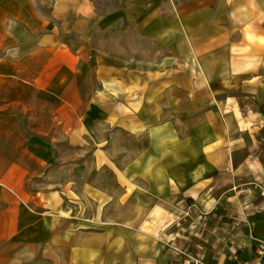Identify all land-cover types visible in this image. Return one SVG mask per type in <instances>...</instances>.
<instances>
[{"label":"crops","instance_id":"obj_1","mask_svg":"<svg viewBox=\"0 0 264 264\" xmlns=\"http://www.w3.org/2000/svg\"><path fill=\"white\" fill-rule=\"evenodd\" d=\"M122 1L100 14L95 0H0V264H188L159 232L190 211L248 219L241 262L264 238V0ZM125 24L133 38L102 49L99 34ZM42 107L49 131L5 148L18 113L28 127ZM62 132L117 191L75 178L26 191L53 164L37 141L57 152ZM116 132L146 144L116 160Z\"/></svg>","mask_w":264,"mask_h":264},{"label":"rangeland","instance_id":"obj_2","mask_svg":"<svg viewBox=\"0 0 264 264\" xmlns=\"http://www.w3.org/2000/svg\"><path fill=\"white\" fill-rule=\"evenodd\" d=\"M95 2L99 7L98 12L100 14H113L117 13L118 11H125L121 9L123 2L122 0H95ZM158 5L157 13L159 16L165 18L166 16H172V14L173 16L175 15L176 10L167 8L165 1H159ZM126 12H132V10H128ZM133 32V24H125L118 31L110 30L104 34L100 33L99 44L102 49H114L115 46L118 45L119 37H121L123 34H126L127 36H132L133 38ZM130 42H127V45H129ZM104 44L106 47H103ZM150 46H152L150 42L145 41V44L143 42V47H147L148 51L152 50V48H148ZM157 50L161 49L157 48ZM92 83L93 86H96L94 81ZM41 110L43 113V116H41V121L35 122L33 124L30 122L28 123V127L26 125L27 121L26 123H23L24 118H22V114L20 112L18 113V128L14 133V137L11 138L7 143L5 142V148L9 147L19 149L21 146L32 142V140H28L29 138L27 137L26 133L36 130V127H39L40 130L47 132L49 131V127L52 125V116H48V107H42ZM36 132L37 131H35V133ZM59 132H61V130ZM116 133L117 135H113L110 139V148L112 149L111 155L114 156L116 160L119 158L123 159L124 161L127 160L133 155V153H135V151H137V149L144 147L146 144V140L144 138L137 140L125 133ZM44 138L45 139L43 142L39 140L37 142H39L40 147L44 148L43 151L47 152L49 157L48 159L52 157L50 163L53 164L43 170H31L30 175L28 176L29 180L27 181L26 185V191L29 194L35 195L37 192L48 188L46 186H50L51 183H63L64 181H68L70 178H75L77 182V185H75L76 191L82 188L86 181H89V183L95 185L94 187L97 188V190H100L103 187L107 192L117 191L111 170H109L107 167H101L99 169L92 168L90 165L91 161L93 160L91 154L88 153L87 157L85 155L75 154V149L69 147L67 141H65L64 132L57 134V152L55 151L53 144L50 142V136H46ZM125 147H127L129 151L134 149V152H122L121 150H123ZM78 152L80 153V151ZM41 155H43V152H41ZM85 159L88 161V168H85ZM74 160L77 164L74 169L60 167ZM56 187L58 189L60 188L59 185ZM198 207L201 206H189L186 209L194 210ZM247 220L248 219L245 217H239L236 215L220 218L217 216L212 217L208 214L203 215V213L197 211L194 213H191V211L190 213L183 212L181 216L164 220V225H162L164 226V229H167L164 232H162L163 229H161L159 233L161 234L162 240L165 242V244H169V246L172 248H177V252L179 253H183L179 250H183L185 252L184 256L187 259L184 262H188V264H205L208 260H222L225 258V256H228V261L230 262H228V264H235L237 261L241 260L240 251L243 250V243L241 242L244 240V234L246 233L243 229L239 230V228L244 224H247ZM165 223H167V225H165ZM147 224L150 225V223ZM257 240L258 239L255 240V245ZM223 264L227 263L224 262Z\"/></svg>","mask_w":264,"mask_h":264},{"label":"built area","instance_id":"obj_3","mask_svg":"<svg viewBox=\"0 0 264 264\" xmlns=\"http://www.w3.org/2000/svg\"><path fill=\"white\" fill-rule=\"evenodd\" d=\"M237 264H264V238L258 239L254 247V253L250 259L239 261Z\"/></svg>","mask_w":264,"mask_h":264}]
</instances>
